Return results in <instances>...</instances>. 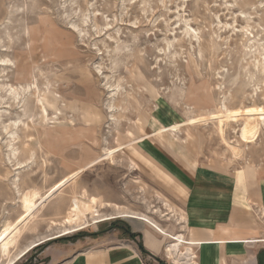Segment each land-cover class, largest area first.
Instances as JSON below:
<instances>
[{
	"label": "rangeland",
	"instance_id": "1",
	"mask_svg": "<svg viewBox=\"0 0 264 264\" xmlns=\"http://www.w3.org/2000/svg\"><path fill=\"white\" fill-rule=\"evenodd\" d=\"M222 102L264 106V0H0V226L21 212L15 186L43 192L103 148ZM240 122L225 128L228 143H239ZM260 123L254 142L239 143L237 158L211 121L164 141H180L187 130L194 139L181 145L196 164L264 175V116ZM168 152L190 168L177 151ZM131 167L119 151L113 163L78 174L36 213L35 229L6 244L3 257L67 216L70 196L82 187L95 212L106 199L167 223L161 201ZM249 213L264 228V210ZM115 221L61 239L118 228ZM61 234L39 240L16 264H41L44 242Z\"/></svg>",
	"mask_w": 264,
	"mask_h": 264
},
{
	"label": "crops",
	"instance_id": "2",
	"mask_svg": "<svg viewBox=\"0 0 264 264\" xmlns=\"http://www.w3.org/2000/svg\"><path fill=\"white\" fill-rule=\"evenodd\" d=\"M178 135L180 141L166 142L169 147L156 138H146L122 151L132 165L131 172L139 171L142 182L162 203L167 223H157L170 234L184 233L193 245L195 264H264V228L249 213L253 208L264 210V175L196 164L181 145L193 136ZM170 148L181 154L190 168L177 162L168 152ZM164 202L175 215L166 210ZM133 212L135 215L122 216L144 222L130 218L120 222L122 217H115L118 228L44 242L47 246L41 252V264H165L161 257H165L162 249L167 238L147 245L146 232L159 241L161 236L138 211ZM176 225L180 229L175 232Z\"/></svg>",
	"mask_w": 264,
	"mask_h": 264
},
{
	"label": "bare ground",
	"instance_id": "3",
	"mask_svg": "<svg viewBox=\"0 0 264 264\" xmlns=\"http://www.w3.org/2000/svg\"><path fill=\"white\" fill-rule=\"evenodd\" d=\"M201 109L205 110V112L196 114L194 116H189L185 121L169 123L167 125H159L153 130H146L147 133L142 134L140 132V135H136L135 137L131 138L126 144L121 143L114 147L103 148L100 155L88 161L83 166L79 168L76 167L77 169L71 174L63 177L43 192L35 187H27L23 190H20L17 186H15L16 193H18V203L21 212L14 220L5 218V220L2 222V225L0 226V264H15L30 250V248L36 246L39 240L47 238L55 232H62V234L54 236L53 238L80 231L90 224H95L104 220L115 218L117 216H122L124 214H135V212L125 208L122 205L108 201L103 202L100 208L101 211H93V200L88 196L87 189L82 187L79 194L70 196L68 203L70 210L67 216L61 218V220H50L44 236L38 237L37 240H31L23 248L16 245L15 248L13 247L7 251L6 257H3V250L6 244L10 240L17 244L20 234L24 233L27 229H35L34 225H32V221H34L35 217H37L36 213L44 209L47 202L51 199H54L66 184L74 180V178L81 172L94 167L101 161L106 160L109 163H113L117 152L123 150L125 151L130 145H133L138 141L142 142V140L146 138H156L164 146L169 147V145H167L164 141V137L168 134L176 133L180 130L182 131V129L186 128L187 126H203L211 121L215 125L213 126L215 127L217 136L226 144V146H228L230 150L229 152L232 154V158H237L241 156L243 149L239 143L247 145L248 143L250 144L251 142H254L258 137L260 127L262 126L260 122L263 120L264 116V106L251 105L231 108L222 102L214 108ZM240 119L241 122L236 131V138L238 139L237 141L239 143L237 145L230 144L227 142L228 140L226 141L225 139V128L230 122H237V120ZM131 131L135 132L133 129ZM185 136L190 138L187 130ZM246 168H242V173L251 170L249 167ZM164 205L166 206L167 211L172 214L175 213L173 208L167 204V202H164ZM158 210V208L154 210L152 209V212L157 214ZM139 214L143 216L146 223L161 236V241H159L150 235V233L146 232L147 236H145V242L147 245L162 243L163 239L170 238L171 240L165 243L163 248V253L170 263L195 264L193 245H191L192 243L189 244L187 242V238L183 232H180L181 230L170 234L155 220H153L149 214ZM176 219L178 220L179 218L177 217ZM91 220L92 223H90Z\"/></svg>",
	"mask_w": 264,
	"mask_h": 264
},
{
	"label": "trees",
	"instance_id": "4",
	"mask_svg": "<svg viewBox=\"0 0 264 264\" xmlns=\"http://www.w3.org/2000/svg\"><path fill=\"white\" fill-rule=\"evenodd\" d=\"M82 235V234H81ZM80 235H74V236H70V237H66L64 238L65 240H71V239H75L76 237H78Z\"/></svg>",
	"mask_w": 264,
	"mask_h": 264
}]
</instances>
